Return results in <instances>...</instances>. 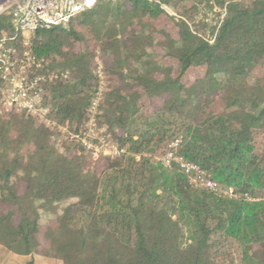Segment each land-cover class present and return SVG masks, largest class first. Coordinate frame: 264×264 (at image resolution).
<instances>
[{
    "label": "trees",
    "instance_id": "1",
    "mask_svg": "<svg viewBox=\"0 0 264 264\" xmlns=\"http://www.w3.org/2000/svg\"><path fill=\"white\" fill-rule=\"evenodd\" d=\"M27 49L42 62L34 76L54 75L53 125L0 116V245L29 255L40 229L28 209L72 200L42 233L62 264H219L225 239L243 264H264V0H97L33 33ZM154 100L161 107L148 111ZM91 117L126 148L104 167L70 138ZM176 139L216 191L153 159Z\"/></svg>",
    "mask_w": 264,
    "mask_h": 264
},
{
    "label": "built area",
    "instance_id": "2",
    "mask_svg": "<svg viewBox=\"0 0 264 264\" xmlns=\"http://www.w3.org/2000/svg\"><path fill=\"white\" fill-rule=\"evenodd\" d=\"M97 0H0V16L7 15L9 30L0 35V116L11 113H25L42 121L46 125H53L48 118L49 108L46 103L47 82L53 78L33 75L31 69L41 67V61L31 55L27 49L29 36L39 30L50 29L54 26L65 25L75 15L94 7ZM168 13V7L161 6ZM170 14V13H169ZM17 43H21L19 50ZM32 73V74H31ZM99 95V91L97 92ZM98 97L93 99L91 112L97 105ZM91 117L85 125V132L70 135L89 149L93 155H107L116 157L124 154L126 148L118 147L115 143L101 135L97 138L99 146L91 143L94 126ZM179 140H173L166 153L158 160L166 168L177 165L194 186L204 187L211 191L217 190V184L205 178V173L196 165L186 162L176 154ZM104 151H101V149ZM233 197L234 192L229 188L226 192ZM246 196V195H245ZM247 199L253 200L246 196Z\"/></svg>",
    "mask_w": 264,
    "mask_h": 264
},
{
    "label": "rangeland",
    "instance_id": "3",
    "mask_svg": "<svg viewBox=\"0 0 264 264\" xmlns=\"http://www.w3.org/2000/svg\"><path fill=\"white\" fill-rule=\"evenodd\" d=\"M167 9L170 15H174L171 8L168 7ZM214 10L217 12L220 11L217 8ZM206 17H207L208 22L213 23L217 19V13L212 12L211 14L206 15ZM95 66H96L97 74L100 75V90L103 91V89L106 86V76L104 75V70L102 68L103 65H102L100 58H96ZM190 79L192 78L188 77V80ZM99 95H96V96L99 97ZM160 105L161 103L159 102V100H154V102L149 106L147 110L155 111V109H158L159 107H161ZM102 129H103L102 127L99 128L98 126L97 127L94 126V131H93V136H92V141H91L92 144L97 145V146L100 145L96 143L99 142L97 138L101 136L100 132L102 131ZM168 147L169 145L167 146L166 151L168 150ZM161 150L162 149H159L160 152ZM29 151H30V148H27L25 149L24 153H28ZM101 151H104V149L102 148ZM101 153L99 155L92 154V158L96 159L98 158V156L102 155L100 157L101 159H104V160H100L99 165L104 167L105 161H106L105 157H108V156L106 154L103 155ZM161 156L162 155L159 156L158 154L155 153L153 159L158 160L159 158H161ZM70 201L72 200H66V201L58 202L54 204H46V203L42 204L39 202L36 204H33L34 205L32 206L33 208L28 209V213L31 214L30 216L32 217H34L33 215L34 212H38V215H39L38 224H39L40 233H38L36 236V240L38 241L37 245L33 248L32 252L29 255H25V256L12 253L8 249L0 245V264H26V262L30 259H32L36 264H62V262L59 259L52 257L48 255V253H46L48 251L46 250L47 243L45 242L44 236L42 233H44L47 226L54 224L56 217L60 215L63 207ZM37 207H38V210H37ZM0 211H4V209L0 208ZM185 236H186V233L184 231V237L182 238V241H184ZM239 247L240 245L236 240L225 239V243L223 247L222 246L220 247V249H221V254L222 252H224V255H228V256L227 257L223 256L222 259L218 261L216 260L217 263L219 264H243V261L241 259V250Z\"/></svg>",
    "mask_w": 264,
    "mask_h": 264
}]
</instances>
